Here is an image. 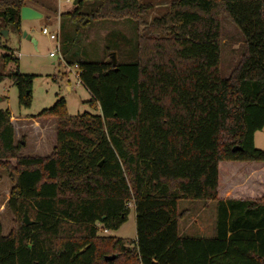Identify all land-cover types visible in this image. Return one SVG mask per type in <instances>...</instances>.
<instances>
[{"label":"trees","instance_id":"1","mask_svg":"<svg viewBox=\"0 0 264 264\" xmlns=\"http://www.w3.org/2000/svg\"><path fill=\"white\" fill-rule=\"evenodd\" d=\"M30 1L0 0L1 28L20 31ZM153 6L75 0L60 13L59 54L77 67L99 113L69 115L59 98L31 117L55 120L49 154H23L10 111L0 108V165L15 174L6 207L32 221L6 235L0 223V264H264V197L217 192L220 162L264 163L253 146L264 126V0H170L147 20ZM223 17L243 40L227 75ZM112 20L133 25L103 37L115 65L83 42L89 28ZM1 60L17 65L7 51ZM32 76L16 66L0 81L8 77L28 106ZM179 200L214 202L211 237L178 233ZM129 203L135 239L98 235L125 222Z\"/></svg>","mask_w":264,"mask_h":264},{"label":"rangeland","instance_id":"2","mask_svg":"<svg viewBox=\"0 0 264 264\" xmlns=\"http://www.w3.org/2000/svg\"><path fill=\"white\" fill-rule=\"evenodd\" d=\"M75 0H31L30 5L42 13V17L34 20H20V31L7 25V39L0 35V72H9L17 66L19 73L33 75L31 81L30 104L23 106L18 103L17 88L13 82L4 77L0 81V108L10 111V120L15 127L16 140H23V154L47 155L54 144L55 120L52 117H31L41 110L51 107L56 100H64L65 110L69 115L84 112L97 114V103L91 101L88 91L78 80V69L75 65L65 64L59 52H55L57 41L50 39L48 34H59V15L74 7ZM153 3V8L147 12L146 19L162 15L170 0H144ZM120 20L103 22L89 28L85 32L84 44L94 45L98 55L103 53V37L110 30H118L128 34L133 25L129 22L121 24ZM0 21V30L1 28ZM46 27L48 34L42 33ZM30 35L35 43L22 36ZM131 33V31H130ZM220 70L227 75L239 54L243 50V40L238 30L227 19H221ZM59 42V35H58ZM9 52L17 59L4 65L1 60L3 52ZM55 52L54 56H50ZM19 116V117H18ZM253 146L264 152V126L253 134ZM11 165V164H10ZM15 183V174L9 167L0 165V223L2 234L15 231L22 218L16 219L7 207L10 189ZM219 197L231 198H261L264 197V163L228 161L218 164ZM178 210L185 211L184 217L178 223V233L185 236H197L196 231L208 234L213 230L215 204L213 201H178ZM29 220L31 218L26 213ZM181 223V224H180ZM99 227V225H98ZM192 231V232H191ZM98 235H106L124 240L135 237V213L129 203V213L122 225L116 230L103 231L98 229ZM212 235V234H211Z\"/></svg>","mask_w":264,"mask_h":264},{"label":"water","instance_id":"3","mask_svg":"<svg viewBox=\"0 0 264 264\" xmlns=\"http://www.w3.org/2000/svg\"><path fill=\"white\" fill-rule=\"evenodd\" d=\"M41 17H42V14L40 12H38L37 10L33 9L32 7H30L28 5H24V6H22L20 8V11H19L20 20H34V19H39ZM0 35L4 39H7L8 31L6 29H1L0 30ZM22 36L25 37L26 39L32 41L33 43H35V40L30 35L26 34L25 32L22 33ZM109 59L111 60V64L115 65V63H116L115 52H110L109 53ZM0 100H1V98H0ZM235 148H237V147H235ZM22 222L25 225H29V224L32 223V221L28 219V217H27L25 212L23 213ZM114 258H115V255H108V256L104 257L105 260H112Z\"/></svg>","mask_w":264,"mask_h":264},{"label":"crops","instance_id":"4","mask_svg":"<svg viewBox=\"0 0 264 264\" xmlns=\"http://www.w3.org/2000/svg\"><path fill=\"white\" fill-rule=\"evenodd\" d=\"M33 9H35L34 7H32ZM36 10V9H35ZM39 12V11H38ZM41 13V12H40ZM42 14V13H41ZM19 117V116H18ZM14 127V126H13ZM14 130H15V127H14ZM15 136H16V132H15ZM16 138V137H15ZM217 192H218V195H219V189H218V187H217ZM219 197V196H218ZM219 198H222V199H227V198H231V197H228V196H220ZM181 220V219H180ZM179 220V221H180ZM179 223V222H178ZM181 224V223H180ZM214 224V223H213ZM104 231V230H103ZM106 231H108V230H106ZM192 231H196L198 234H197V236H199V237H211L212 235H213V230L211 229V231L208 233V234H202V233H200V231H198V230H192ZM191 231V232H192ZM105 232V231H104ZM212 234V235H211ZM134 239H135V237H134ZM133 239V240H134Z\"/></svg>","mask_w":264,"mask_h":264},{"label":"built area","instance_id":"5","mask_svg":"<svg viewBox=\"0 0 264 264\" xmlns=\"http://www.w3.org/2000/svg\"><path fill=\"white\" fill-rule=\"evenodd\" d=\"M42 33L48 34V30L46 27L42 28ZM50 39H55L57 41V47L55 48V52H59V42H58V34L57 33H51L48 34ZM55 52H51L49 55L54 56ZM106 231V230H104Z\"/></svg>","mask_w":264,"mask_h":264}]
</instances>
